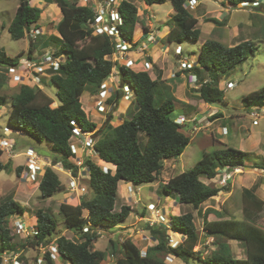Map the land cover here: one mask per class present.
I'll return each instance as SVG.
<instances>
[{
  "label": "trees",
  "instance_id": "trees-1",
  "mask_svg": "<svg viewBox=\"0 0 264 264\" xmlns=\"http://www.w3.org/2000/svg\"><path fill=\"white\" fill-rule=\"evenodd\" d=\"M32 1L20 0L15 17L8 28L13 40L25 38L32 27L40 28L38 23L43 9L32 4ZM40 1L57 4L62 14L56 25L59 37L51 35L42 43V47L53 46V43L56 48L55 56H64L66 61L59 71L50 72L49 78H43V88L21 85L10 100L0 95V107H11L8 127L26 133L38 143H48L51 146L52 166L61 164L65 170H71L75 177L79 168L71 162L74 156L71 149L73 130L80 127L84 132H93V138L96 139L94 150L98 157L105 164L115 166V170L105 173L102 167L87 159L85 165L89 171L87 181L91 198L83 197L78 205L66 202L60 204V215L69 229L77 233L78 242L64 236L55 237L58 228L56 219L49 212L38 210L35 214L37 235L29 237L28 245L48 246L55 240L57 257L65 262L104 264L109 252L94 250V244L100 239L99 230L109 232L117 229L126 222L132 212L131 207L126 205L122 206L120 211L115 209L120 182L134 186L154 183L165 161L181 157L190 145L191 137L185 134L184 125L177 124V118L172 117L178 100L173 91L165 90L162 72L159 71L153 79L147 71L129 69L113 61L117 43L106 33H96L95 13L91 7L79 5L80 0ZM190 1L143 0L147 6L168 2L172 5L175 12L167 23L170 28L166 36L168 44L182 45L189 41H199L201 31L197 28L198 20L186 7ZM256 1L222 0L221 3L237 7ZM116 10L122 18V25L118 26L120 37L137 46L139 43H135L134 38L138 8L130 1L121 0ZM209 21L222 25L217 19ZM78 41L83 42V45L78 46ZM35 51L36 42L32 41L28 57L31 58ZM256 51L253 40L242 41L232 47L215 40L205 41L197 59L198 64L192 70L200 80L198 93L201 100L210 105L222 103L225 100V93L220 88L222 79L229 77L238 64L254 56ZM11 66H20V58L10 57L0 50V69L5 71ZM114 70L120 78L121 87L127 84L134 91L132 105L135 109L129 108L128 118L120 125L112 126L113 114H110L107 122L98 128V124L91 122L84 111L81 97L87 90H90L92 95L98 94ZM188 72L190 71L186 73ZM47 81L57 88V107H52L54 99L44 91L48 86ZM5 82H8V78L0 74V84ZM121 98V91L117 90L115 97L108 99V103L116 105L117 108ZM243 104L248 111L263 108L264 87L245 96ZM221 116L220 113L215 114L212 120ZM140 133L147 136L144 145L140 142ZM258 159L254 153L226 146L213 152H205L203 158L190 171L179 174L162 185V196L169 198L175 195L180 205L192 206L203 215V231L206 238L220 240L219 249L209 257L202 258L200 252L196 251L200 235L195 228L194 215L186 213L170 217L169 227L146 225L145 230L157 244L148 247L145 256L141 255L140 248L130 239L123 241L120 249L110 240L111 250L122 254V259L117 264H167L164 259L169 255L185 262L190 259L203 260V264H264V227L257 224L263 214L264 202L252 191H243V218L240 220L228 218L214 209L205 213L201 210L205 203L218 197L221 192L229 191L228 184L213 188L204 185L201 182L202 177L215 180L221 174L219 170L264 169V161L260 163ZM248 161L255 163L248 167ZM9 163L3 164L0 161V172L8 168ZM16 170L20 174L24 168L18 167ZM63 189L57 173L52 167H47L39 182L41 195L52 197ZM84 211L87 212L86 217H83ZM25 214L26 209L13 199L0 205V264H4L6 252L17 251L8 224L12 218L23 217ZM211 214L217 219H209ZM170 231L184 237L175 247L170 245ZM229 240L244 246L246 258L233 257L231 247L226 242ZM25 247L23 245V248ZM41 264H56L51 252H46Z\"/></svg>",
  "mask_w": 264,
  "mask_h": 264
},
{
  "label": "rangeland",
  "instance_id": "rangeland-1",
  "mask_svg": "<svg viewBox=\"0 0 264 264\" xmlns=\"http://www.w3.org/2000/svg\"><path fill=\"white\" fill-rule=\"evenodd\" d=\"M127 1L134 3L138 8V23L134 41L135 43H139L141 48L144 47L143 51H145L143 55H139L135 46L128 53L129 57L133 58L135 54L138 56L136 61H142H138L141 63V65H139L140 68H138L139 70L143 69L141 66L144 62L143 60H146V56L150 55L154 57V60L158 62V64H156L154 69L155 74L153 78H156V74L159 73V67L162 66L165 73H168L170 70H176L177 72L180 61L178 56H181L182 59L196 62L202 44L207 40L219 41L226 46L232 47L241 41L249 39L250 41L253 40L257 47L254 56H250L247 60L238 64L229 77H224L222 79L220 88L225 93V100L222 103L210 105V107L215 113L222 114L223 117L212 126L209 125L210 120L207 118L203 124H200L202 120L200 119L201 116L198 117V105L201 100L198 93L199 88H195L194 85L189 82L188 78L187 80L186 78H178L177 75H175L176 80L173 82L169 79L164 80L163 85L166 87L165 90L168 92L173 91L178 100L176 101V110L172 114V117L175 119L184 115L190 120L196 117L197 122L195 123H197L198 130H193L188 124L184 125L185 134L191 137L190 145L181 157L165 161L164 167L156 177L154 183L140 186L132 185L137 196L135 193L132 195L128 192V185L126 186L125 183L120 182L118 188L119 197L116 201L115 209L116 211H120L121 207L126 205L131 207L132 212L126 222L120 225H123V228L113 229L109 232L106 230H99L100 239L94 244V250H106L109 252L108 258L104 261V264H117V262L122 259L121 253L111 250L109 244L110 240L120 249L122 242L130 239L140 248L141 255H143V253H146L148 247L157 244V241L145 230L146 225H149L148 222L142 220L146 214L150 217V213L146 212L147 206L149 204H155L157 208L162 210L167 219L172 216L186 213H192L194 215L195 228L200 235L196 251L200 252L202 258H207L219 249L220 240L209 237L206 238V233L203 231V215L199 214L192 206L180 205L175 199V195L166 198L162 196L160 192L162 185L167 183L170 179L190 171L203 158L204 152H213L226 146L247 153L257 154L264 151V107L262 109H252L248 111L243 104V98L245 96L259 91L264 87V4L258 8L252 7V4H250V8H242L241 5L237 7L227 5V3L223 5L221 3L222 0H203L199 1L198 5L193 9L187 6L191 14L198 20L197 28L201 31V36L197 43L189 41L182 45H176L168 44L165 35V33L170 30L167 23L172 19L174 14L173 7L169 2L147 6L143 0ZM19 3L20 0H0V50H3L7 55L12 57L20 54L19 58L21 60L27 57L31 40L28 37L21 40H13L8 31L15 17ZM97 3L98 1L96 0H87V2L84 0L79 1V5H88L92 10L95 9V5L97 7ZM117 3H119V1H115L116 6ZM32 4L38 7L41 5L39 8L43 9L39 25L44 28L45 37L42 40H47L50 37L49 33L51 31H56V25L62 18L61 11L56 4H46L45 2L38 4L35 0L32 1ZM210 19H217L222 25L207 21ZM146 24L148 26H146ZM149 32L153 33V41L152 38L150 39ZM144 38H147V41ZM155 39H158L159 45H163L167 49L160 51V46L155 44ZM52 45L55 50V45L53 43ZM82 45L83 42L78 41V46ZM178 47H180L179 50ZM121 64H123V61H121ZM1 70L2 69H0V71ZM203 76L205 77L204 73ZM229 82L234 83L235 87L227 89V83ZM47 83L48 86L45 88L46 94L59 102L56 86L49 81H47ZM19 88L20 87L17 85H11L5 82L4 84H0V95L6 96L10 100L12 96L19 91ZM82 100L89 120L96 124L98 123V128H101L103 124L107 122L110 113L113 114L112 126L116 127L120 125L124 119L128 118V110L126 109L127 104L133 107V110L135 109V106L132 105L134 102L132 98L130 102L121 103L118 108H114L110 113L106 112V114H99L96 109L101 101L99 100L98 94L94 95L91 99L90 90L84 93ZM52 107H55V104H53ZM10 110L11 107L9 105L0 107V132H3V130L8 127V114ZM253 111L259 112L258 118L251 116ZM255 120L259 123L258 127L253 125ZM222 128L227 129V134L223 133ZM8 136L15 141L17 146L13 157L9 154H2L0 157V161L3 164L10 162L8 168L0 172V205L11 199L21 204L26 209V214L20 217V220L27 225L28 231H31L33 226L36 227L37 218L35 214L38 210L49 212L58 223L55 237L64 236L78 242V238L76 237L77 233L69 229L65 219L60 215L59 208L62 202L78 205L83 197L87 199L91 198V191L87 181L88 177L84 176L80 181V187H85L86 189L85 194H78V192L68 189L67 185L70 182L69 174L59 166H53L54 168L52 169L59 176L64 189L55 193L52 197H43L39 191V182L46 168L52 167L51 157L49 159L43 158L44 160L40 164L43 168L41 175L36 181H31V179L24 175L27 172L26 165L28 162V158L25 157L24 154L28 148H41L50 151L51 146L46 142L38 143L26 133L16 130L12 131ZM258 138L262 141L259 144L260 147L256 148L255 145L257 144ZM146 139L147 136L144 133H140V142L142 145L146 143ZM87 159H91L94 162L92 158H86L85 155L83 161ZM248 163H251V161H248L246 164ZM96 164L100 167L102 165L97 162ZM18 167L24 168L20 174L17 173L16 170ZM219 177L221 176L219 175ZM220 181L221 178H218L217 181H211L205 177L201 178V182L204 185L212 188L222 187L224 184H221ZM218 207L219 209L227 208L230 213V216H228L229 218L232 217L238 220L243 218L242 202L240 193L238 192L227 201H225L224 194L220 193L218 197L205 203L201 210L202 213H205L207 210L218 209ZM86 216L87 212L84 211L83 217ZM214 216V214H211L209 219L215 220L216 218ZM263 218L264 212L257 221V224L261 227H264ZM15 219L16 218H12L8 225L11 235H13L14 238L13 242L17 245V251L14 253H5L4 264H11V262L7 263V261L10 259L13 260L14 257H17L21 264H41L40 261H43V256L46 252H54L55 240L48 246H29L28 240L30 236L27 235V231L18 232L16 230L14 227ZM163 226L169 227L170 224H164ZM169 235L170 245L172 247H175V245L184 239L182 235L172 231L169 232ZM226 242L229 243L234 258H246L244 246L242 244L231 240ZM23 245L26 247L23 248ZM164 260L167 264H203V260L190 259L185 262L171 255L166 256ZM55 261L56 264H70L68 261L65 262L59 257H56Z\"/></svg>",
  "mask_w": 264,
  "mask_h": 264
},
{
  "label": "built area",
  "instance_id": "built-area-1",
  "mask_svg": "<svg viewBox=\"0 0 264 264\" xmlns=\"http://www.w3.org/2000/svg\"><path fill=\"white\" fill-rule=\"evenodd\" d=\"M87 2V0H84ZM98 1L97 7L95 5V9L93 10L95 13V22H94V28L96 33H106L110 37L114 38L116 41V53L113 55V61H117L121 64V61H123V64L129 69L138 70V71H147L152 68V65L150 62H144L142 64V70L138 69L139 66H137V61L133 60L129 57V52L132 50L133 47H135L133 44L125 41L120 37L118 26L122 25V18L118 11L116 10L115 1L121 0H96ZM117 3V5L119 4ZM198 0H191L188 3V8L193 9L198 5ZM264 4V0H257L256 2L252 3V7L258 8L261 7V5ZM186 6V7H187ZM242 8H250L249 3H243ZM248 6V7H246ZM43 34V31L40 29H36L34 27L31 28V30L26 34V36L32 40L35 41L39 36ZM156 45H159V41H155ZM161 46V45H159ZM137 49V52L144 53V47L141 48L140 46L135 47ZM141 48V49H140ZM180 47H178V50ZM177 50V51H178ZM178 56V54H177ZM180 59L179 61V67L178 72L180 73H186L188 72V80L191 84L194 85L195 88H200V80L197 75H195L192 70L197 66L198 60L196 62L189 61L187 59H182L181 56H178ZM66 61V57L64 56H55L54 51L46 52L42 55H36L27 57L25 60H20V66H11L6 68L7 70H1L0 73L5 75L8 78L9 83L17 86L21 85H29L31 87H39L43 88L42 80L43 78H49L50 72H57L59 71L61 65ZM112 73L109 79H112L113 82L115 81V77L118 76L117 71ZM177 75L176 73H173L172 76L175 77ZM207 82V81H205ZM235 87V84L232 82L227 83V89H232ZM121 91L124 93V99L127 101H130L132 97L134 96V91L132 88L125 84L122 87H119ZM109 89L107 83H103L101 86V89L98 93L99 100L101 101L100 104L97 106V109L99 112L106 114V112L110 113L114 108L116 109V105L109 104ZM107 113V114H108ZM111 114V113H110ZM1 116V115H0ZM252 117L258 118L259 112L253 111L251 114ZM197 118L194 117L191 120L188 119L186 116H180L176 119V123L179 125H185L188 124L192 127L193 130L197 131ZM253 125H258V121L255 120L253 122ZM11 128L7 127L3 132H0V151L2 154H9L13 157V154L16 151V143L13 139L9 138L8 135L12 133ZM223 133L227 134V129H223ZM94 133L93 132H84L82 128L76 127L73 130V138L71 140V149L74 156L72 157V163L79 168V172L77 177H75L71 170H65L66 173L70 176V182L68 183V189L71 191H76L78 194H85L86 189L85 187H80L81 178L84 176H88V168L85 165V161H83V157L86 154V158H92L93 156H98L97 152L94 150V145L96 143V139L93 138ZM78 141V142H76ZM72 142H76L73 144ZM25 157L28 158L27 162V172L24 174L26 177L31 179V181H36L37 178L41 175V171L43 170L42 166L40 165L45 157L38 154L34 148H28L26 153L24 154ZM44 158V159H43ZM60 167V164L57 165V167ZM103 171L105 173H108L110 170H115V166L111 164L101 165ZM52 168H54L52 166ZM64 169V168H63ZM62 169V170H63ZM229 180V176L226 175V177L221 178V184H224L222 186H225L227 181ZM134 186V185H133ZM132 184H129L127 186L128 192H130L132 195L134 193L137 196V193L135 192ZM146 212L150 213L149 215L146 214L142 220H145L148 222L150 226L154 225H164V224H170V220L167 219L166 215L163 214L162 210L156 207L155 204H149L146 208ZM27 225L20 220V216H17L14 220V227L18 232H25L27 231V235H37L36 227L33 226L31 231H28ZM86 231V230H85ZM178 245V244H177ZM175 245V246H177ZM8 253V252H6ZM55 253V254H54ZM53 259H56L57 257V248L54 246V252L51 253ZM145 256L146 253H143ZM142 255V256H143ZM11 262V264H20L17 257H14V259H10L7 261V263ZM43 261H40L42 263Z\"/></svg>",
  "mask_w": 264,
  "mask_h": 264
},
{
  "label": "crops",
  "instance_id": "crops-1",
  "mask_svg": "<svg viewBox=\"0 0 264 264\" xmlns=\"http://www.w3.org/2000/svg\"><path fill=\"white\" fill-rule=\"evenodd\" d=\"M35 1H37L38 2V4L39 3H42L43 1H40V0H35ZM200 1H203V0H200ZM47 4V3H46ZM19 5H20V3H19ZM18 5V6H19ZM57 5V4H56ZM18 6H17V8H18ZM37 6V5H36ZM58 6V5H57ZM88 6V5H87ZM38 7V6H37ZM39 7H41V5L39 6ZM59 7V6H58ZM90 7V6H89ZM59 9H60V7H59ZM264 10V9H263ZM61 11V10H60ZM175 12V11H174ZM207 21H209V20H207ZM39 24V23H38ZM146 26H148L147 24H146ZM39 29L40 30H42L43 31V34L41 35V36H39L36 40H35V42H36V51H35V53L32 55V56H36V55H42V54H44V53H46V52H51V51H54V49H53V46H50V47H47V49L46 48H44V47H42V43H44L46 40H42L45 36V33H44V28L43 27H41L40 25H39ZM136 31H137V26H136ZM48 32V31H47ZM150 33V32H149ZM169 32H166L165 33V35L167 36V34H168ZM136 34V33H135ZM51 35H55V36H58L59 37V34L56 32V31H51L50 33H49V36H51ZM150 35V39L152 38V37H154L153 36V33H150L149 34ZM25 37H27V36H25ZM144 39H147V38H144ZM154 39L152 38V41H153ZM156 40V39H155ZM158 40V39H157ZM249 39H246V40H244V41H248ZM31 42H32V40H31ZM137 42V41H136ZM242 42V41H241ZM38 44V45H37ZM239 44V43H238ZM31 45V44H30ZM137 46H140L139 44L137 45ZM160 48V51H164L165 49H167L165 46H160L159 47ZM156 49H158V48H156ZM48 50V51H47ZM3 51V50H2ZM139 53V52H138ZM148 53V52H147ZM20 55V54H19ZM19 55H17L18 57H20ZM139 55H143L142 53H139ZM9 56V55H8ZM17 56H14V57H17ZM150 55H148V56H146V60H143L144 62L145 61H147V62H150L151 63V65H152V68L150 69V71H148V73H149V75L153 78V75L155 74V72H154V69H155V67H156V64H158V62H156L155 60H154V57H151V60H148V58H150L149 57ZM10 57H12V56H10ZM27 57H28V53H27ZM26 57V58H27ZM25 58V59H26ZM131 58V57H130ZM25 59H21V60H25ZM131 59H133V60H136V59H138V56L137 55H133V58H131ZM138 61H140V60H137V66H139V65H141V63L140 62H142V61H140V62H138ZM143 62V63H144ZM139 68H140V66H139ZM159 71L160 72H162L161 73V75H162V79L163 80H166V79H169L170 81H174V80H176V77H173L172 76V74L173 73H176V74H180V76L178 77V78H186V80H187V77H188V73H180V72H178V70H177V72H176V70L174 71V70H170L168 73H165V70H164V68H163V66L162 67H159ZM115 72V71H114ZM158 74H156V76H157ZM116 79H115V81L113 82V80L112 79H109V80H107L106 81V83H107V85H108V89H109V92H110V94L111 95H109V99H111V98H114L115 97V95H116V93H117V90H120L121 91V89L119 88L120 86H121V81H120V78H119V76H116L115 77ZM153 79H155V78H153ZM7 83H9V81L7 82ZM9 84H11V83H9ZM12 85V84H11ZM44 91H45V89H44ZM86 93V92H85ZM84 95V94H83ZM83 95H82V97H83ZM94 95H92V93H91V99H92V97H93ZM121 96H122V98L120 99V103H118V106L121 104V103H123V102H130V101H127V100H125L123 97H124V93L121 91ZM82 97H81V103H82V105H83V100H82ZM133 98V101H134V98H135V96H133L132 97ZM54 104H55V107H57V106H59V102H57V101H55L54 100ZM199 107H198V109H199V112H198V117H200V119L202 120V122L200 123V124H203L204 123V121L205 120H207V119H209L210 121H209V125H213V124H215L219 119H222V117H223V115L220 117V118H218V119H216V120H212V117L215 115V114H218V113H215L214 112V110L213 109H211V107H210V104H207V103H205L203 100H200V104L198 105ZM118 108V107H117ZM129 108H130V106H129V104H127V107H126V109L127 110H129ZM83 109H84V106H83ZM190 109V108H189ZM262 109V108H261ZM84 111L86 112V114H87V111L84 109ZM97 111V113H99V114H103V113H101V112H99L98 110H96ZM88 116V115H87ZM181 116H184V115H181ZM207 118V119H206ZM98 124V123H97ZM104 125V124H103ZM259 126V123H258V125H256L255 127H258ZM222 129H224V128H222ZM213 137V136H212ZM253 137H255V136H253ZM252 137V138H253ZM254 139V138H253ZM214 140V139H213ZM250 140V139H249ZM252 140V139H251ZM261 139H259L258 138V141H257V144L255 145V147L257 148V147H260V143H261ZM76 142H78V141H76ZM76 142H72L73 144H75ZM214 143V142H213ZM263 143V142H262ZM264 145V144H263ZM45 151H48V150H46V149H44ZM48 152H50V151H48ZM205 153V152H204ZM255 155H257L258 157H259V159H258V162H260V163H262L263 161H264V151L262 152H259V153H254ZM86 155V154H85ZM84 155V156H85ZM47 158V157H46ZM47 159H49V158H47ZM92 159L94 160V162H95V160H99L100 162H101V160H100V158L98 157V156H93L92 157ZM254 163H255V161H251V163H248V164H246L248 167H252L253 165H254ZM61 168L63 169V167H62V165H61ZM64 171H65V169H63ZM219 172L221 173L220 174V178H222V177H226V175H229V181H228V186L227 187H229V191L228 192H221L222 194H224V198H225V201H227L228 199H230L235 193H240V197H241V202H242V214H243V191L244 190H249V191H252L260 200H262L263 202H264V169H248V168H241V169H236V170H234V171H228V170H219ZM88 177V176H87ZM219 178V177H218ZM218 178H216L215 180H211V181H217L218 180ZM62 182V181H61ZM123 183H125V182H123ZM63 184V183H62ZM130 183H125V185L127 186V185H129ZM68 186V185H67ZM123 190H125V189H123ZM119 193V192H118ZM183 206V205H182ZM214 210H216V211H219V212H221L224 216H226V217H228V216H230V213H229V210L227 209V208H225V209H219V207H218V209H214ZM263 212H264V208H263ZM215 218H216V216H214ZM229 218V217H228ZM231 218V217H230ZM217 219V218H216ZM215 219V220H216ZM263 222H264V218H263V220H262ZM121 228H123V225L122 226H120V227H118L117 229H121ZM184 238V237H183ZM229 244V243H228Z\"/></svg>",
  "mask_w": 264,
  "mask_h": 264
},
{
  "label": "water",
  "instance_id": "water-1",
  "mask_svg": "<svg viewBox=\"0 0 264 264\" xmlns=\"http://www.w3.org/2000/svg\"><path fill=\"white\" fill-rule=\"evenodd\" d=\"M248 7V6H246ZM36 152L40 155H42L43 157H47V158H50L51 157V153L48 152V151H45L44 149H41V148H35Z\"/></svg>",
  "mask_w": 264,
  "mask_h": 264
},
{
  "label": "bare ground",
  "instance_id": "bare-ground-1",
  "mask_svg": "<svg viewBox=\"0 0 264 264\" xmlns=\"http://www.w3.org/2000/svg\"><path fill=\"white\" fill-rule=\"evenodd\" d=\"M96 162H97L98 164L106 165V164H104V162H102V161L100 162L99 160H96ZM96 162H95V163H96Z\"/></svg>",
  "mask_w": 264,
  "mask_h": 264
},
{
  "label": "clouds",
  "instance_id": "clouds-1",
  "mask_svg": "<svg viewBox=\"0 0 264 264\" xmlns=\"http://www.w3.org/2000/svg\"><path fill=\"white\" fill-rule=\"evenodd\" d=\"M46 158V157H45ZM63 167V166H62ZM133 185V184H132Z\"/></svg>",
  "mask_w": 264,
  "mask_h": 264
}]
</instances>
